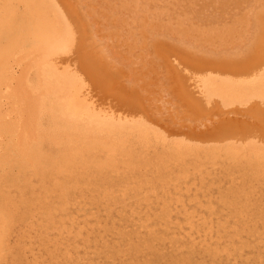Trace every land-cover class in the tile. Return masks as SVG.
I'll list each match as a JSON object with an SVG mask.
<instances>
[{
	"label": "bare ground",
	"instance_id": "bare-ground-1",
	"mask_svg": "<svg viewBox=\"0 0 264 264\" xmlns=\"http://www.w3.org/2000/svg\"><path fill=\"white\" fill-rule=\"evenodd\" d=\"M0 264H264V0H0Z\"/></svg>",
	"mask_w": 264,
	"mask_h": 264
},
{
	"label": "rangeland",
	"instance_id": "rangeland-1",
	"mask_svg": "<svg viewBox=\"0 0 264 264\" xmlns=\"http://www.w3.org/2000/svg\"><path fill=\"white\" fill-rule=\"evenodd\" d=\"M165 120V119H164ZM165 122H170L169 120H165ZM172 126H178V123H172ZM191 203H193V202H191ZM190 204V203H189ZM197 211H198V213L200 212V214H199V217H203V216H206V217H210V218H212V220H214L215 221V217L216 216H209L208 215V213L205 211V209L203 208V207H199V208H197ZM127 214H130L129 216H131V213L130 212H128ZM134 220H130L129 221V225H131V222H133ZM116 223L117 224H119V225H121L122 224V222H120V223H118V219L116 220ZM123 225H126L125 224V222H123Z\"/></svg>",
	"mask_w": 264,
	"mask_h": 264
}]
</instances>
